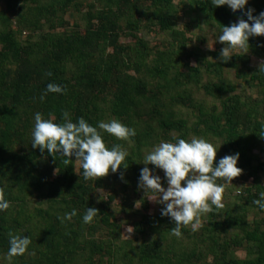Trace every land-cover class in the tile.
Listing matches in <instances>:
<instances>
[{"label": "trees", "instance_id": "trees-1", "mask_svg": "<svg viewBox=\"0 0 264 264\" xmlns=\"http://www.w3.org/2000/svg\"><path fill=\"white\" fill-rule=\"evenodd\" d=\"M1 2L0 188L11 205L0 211V264H264V208L254 203L264 191V71L252 65L264 60V35L250 37L249 52L227 62L219 59L224 42L220 50L201 48L208 33L217 37L224 25L247 19V8L264 11V0L235 12L210 0ZM181 14L189 18L184 27ZM49 82L65 91L45 95ZM64 110L73 121L83 116L98 127L116 118L135 128L127 140L100 130L107 146L128 150L117 172L86 180L75 156L32 147L35 112L59 123ZM192 135L217 146V162L238 151L242 172L232 183H251L238 195L227 183L223 207L213 205L195 230L189 224L176 236L170 217L148 214L155 201L138 187L145 165L137 161L162 139ZM120 196L121 214L136 202L144 210L131 239L123 237L128 220L112 208ZM88 206L100 210L91 223L82 219ZM72 209L77 214L61 221ZM10 232L31 237L12 260Z\"/></svg>", "mask_w": 264, "mask_h": 264}, {"label": "clouds", "instance_id": "clouds-1", "mask_svg": "<svg viewBox=\"0 0 264 264\" xmlns=\"http://www.w3.org/2000/svg\"><path fill=\"white\" fill-rule=\"evenodd\" d=\"M210 2L214 6L227 5L235 12L245 10L249 0ZM253 12L254 9L249 7L244 11L247 19L241 16L238 21L223 26L215 38V41L224 42L219 59L227 62L237 50L248 53L250 37L264 35V11L258 15H253ZM259 70L264 71V60L260 62ZM47 75L52 73L48 72ZM64 91L65 88L61 84L49 82L45 95L47 92ZM44 98L45 96L41 97ZM63 117L64 120L58 123L55 119L44 118L39 111L35 112L31 133L32 147H38L41 152L47 149L53 156L56 153L70 159L75 156V160L81 163L82 175L86 180L101 178L107 176L110 171L114 173L120 169L129 154L128 150L119 143L107 146L100 130L127 140L136 135L135 128L116 118L100 120L98 127L90 124L83 116L73 121L69 118L68 110H64ZM217 150V146L203 136L192 135L189 139L177 136L172 140H160L146 151L141 161H137L145 165L140 169L138 187L143 189L145 194L150 193L149 199L163 205L160 209L161 215L170 217L174 222L172 232L176 236H181L182 227L189 224H192L195 230L200 222L199 217L210 211L213 205L223 207L225 185L232 183V179L242 172V168L238 166V151L224 155L217 162ZM148 165H154L155 168ZM123 167L127 169L128 166ZM157 169H162L164 175L161 176ZM218 178H224V182L218 183ZM254 203L264 208V191L259 193V198ZM10 205L11 202L5 198L3 188H0V211L7 210ZM99 212L98 208L88 206L82 219L85 223H91ZM76 214L77 210L72 209L60 219L70 220ZM131 229L129 226L127 230L131 233ZM30 243L29 235L10 232L7 258L12 260L15 256L23 255Z\"/></svg>", "mask_w": 264, "mask_h": 264}, {"label": "rangeland", "instance_id": "rangeland-1", "mask_svg": "<svg viewBox=\"0 0 264 264\" xmlns=\"http://www.w3.org/2000/svg\"><path fill=\"white\" fill-rule=\"evenodd\" d=\"M0 8H5V4L3 2L0 3ZM181 17L182 18L180 19V24L182 25V27H184V23L185 22H188L189 21V18H186L184 16V14H181ZM182 27H181V29H182ZM199 35L201 36L202 35V32ZM188 37H192L194 39V41H195L196 37H198V36H197V34H193L192 35V34L189 33L188 34ZM206 37H207V43L201 47L203 50H206V51L207 50H211V51L220 50L219 49V47H220V41H215V38L216 37L214 36V34H212L210 32V33H208L206 35ZM161 42H162L161 40H154V42H153L154 44L153 45L157 44L158 46H160V48H162L163 47V42L162 43ZM160 43H161V45H160ZM196 44L197 43H195V42L192 41L191 44H190V46H196ZM197 45H199V44H197ZM238 52H240V50H237L236 53H238ZM260 62L261 61L258 60V59H256V58H253L252 59V65L253 66H257ZM191 64H192V66H196V63H195L194 60H191ZM227 77L232 82H236V80H237L236 79V76H235V74H234L233 71L227 72ZM202 94H204V92ZM248 94L249 95H252V96L254 95L255 98L257 97V95L254 92H252V91L251 92H248ZM255 154H259V151H255ZM261 158L263 159L264 157L262 156ZM78 168H79V165H78ZM157 171H158V173L161 176L164 175L162 169H160V170L158 169ZM250 183H251L250 180L249 181H246V182H244L243 180H239V181H237L235 183V185L232 183L233 186H237V188H238V190L235 192V195H238L239 192L243 190L242 187L244 188V186H248V185H250ZM108 193H109L108 191H101V194L102 195L103 194L106 195ZM122 204H123V199H122V196H120L112 204V208H113L114 212L117 214V217H118V219L120 221L121 220H128V224L127 225H124V227H123V237H124V239H131L132 236H133V233H134L132 223L141 219V215H142V213H144V210L142 209L141 202H137L138 206H137V204L135 205L134 210H133L132 213H130V214L122 213L121 214L120 213V210L122 208ZM162 207H163V205L154 202L153 205H152V207H151V209H149L148 214H150V215L156 214V213H158L160 211V209ZM129 226L132 227V229H131L132 232L131 233H130V231L127 230ZM245 255L246 254L243 251H241V250L238 251V253H237V256L239 258H245Z\"/></svg>", "mask_w": 264, "mask_h": 264}]
</instances>
